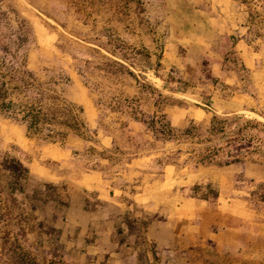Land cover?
Here are the masks:
<instances>
[{
	"label": "crops",
	"instance_id": "crops-1",
	"mask_svg": "<svg viewBox=\"0 0 264 264\" xmlns=\"http://www.w3.org/2000/svg\"><path fill=\"white\" fill-rule=\"evenodd\" d=\"M150 3L149 13L157 26L146 42L155 68L148 77L156 90L188 103L164 108L170 125L182 129L189 119L202 121L213 112L240 113L247 109L264 120V28L257 31L250 0ZM230 52L236 64L228 61ZM66 73V101L76 108L85 125L79 133L68 131L62 142L37 144L26 135V125L0 116L1 141L30 154L25 163L30 176L66 184L60 223L56 225L60 239L70 236L66 247L72 252L86 248L84 261L96 264H264L259 239L264 222L247 231L232 223L226 211L181 189L202 178L217 184L218 196H230L235 193L232 174L227 173L231 164L199 165L186 173L164 165L156 179L153 172L142 169L150 159L149 150L126 151L119 162L108 160L104 154L118 144L122 125L143 128L133 119L131 108L127 111V105L124 110L112 107L116 97L96 104L73 64ZM168 78H180L188 91H170L167 85H176V81L168 82ZM201 91L210 95V105L202 102ZM106 106L109 112L102 115ZM43 159L55 164L48 166ZM105 168H111L110 176H106ZM245 169L249 177L262 179L254 174L260 170L253 163ZM133 205L138 209L131 215L146 222L142 244L134 238L120 240L116 235L118 227L126 230L121 219Z\"/></svg>",
	"mask_w": 264,
	"mask_h": 264
},
{
	"label": "rangeland",
	"instance_id": "rangeland-1",
	"mask_svg": "<svg viewBox=\"0 0 264 264\" xmlns=\"http://www.w3.org/2000/svg\"><path fill=\"white\" fill-rule=\"evenodd\" d=\"M151 1L0 0V74L7 80V97L12 102L9 108L0 109V116L29 125L30 138L37 144L62 142L64 133L71 130L79 133L80 129L74 124V118L79 119L78 112L66 101L63 91V84L68 82L66 70L71 64L96 104L116 97L112 107L124 110L127 105L129 111L131 105L123 98L136 94V79L152 85L148 77H152V70L143 67L141 56L147 49L150 32L157 26L149 13ZM250 2L252 19L258 31L264 28V0ZM106 48L126 54L133 64L138 65L134 68L123 62L136 79L126 69H116V65L108 64L106 57H116ZM147 97L140 100V109L143 111L154 109L152 99ZM27 109H33V114L39 110L35 124L33 116H24ZM108 110L107 106L104 107L102 115L108 114ZM248 110L237 114L264 122ZM100 121L105 124L103 117ZM125 130L119 141L125 148L131 144L149 148L148 141L155 143L157 148L149 150L150 159L142 168L153 172L152 177L158 179L161 176L164 170L162 163L167 155L171 156L170 161L178 164L167 165L182 169L185 173L195 171L191 168L192 163H187L188 151L191 150L187 142H181L183 140L180 139V142L168 140L162 143L150 132L143 134ZM177 150L180 153L177 154ZM3 155L14 157L24 164L30 156L15 144L5 146L0 139V156ZM48 161L43 159L42 163L54 165ZM249 163L259 168L260 171L254 174L262 179L248 176L250 172L245 166ZM227 168V173L232 174V189L235 193L219 196L221 201L218 206L219 209L229 208L230 212L227 213L231 222L242 225L248 231L256 223L264 222L258 221L259 216L264 220V211L260 209L255 215L252 202H239L236 198L243 195L244 190L256 188L258 183L264 185V163L245 160ZM110 169L105 168L106 176H110ZM8 179V170L0 163V264H96L84 261L83 252L86 248L78 247L72 252L71 247L65 246L70 240L69 235L60 239V229L56 225L60 223L59 211L64 204L67 187L65 183L44 181L29 174L24 191L11 192ZM200 181L211 180L200 178L195 182ZM211 182L218 193L217 184ZM191 186L186 184L181 189L193 196ZM131 207L121 221L127 215L136 220L134 227L131 231L125 225L126 230L118 227L116 235L120 240L134 238L142 244L146 222L133 217L130 212L138 207ZM259 239L264 250V232ZM142 254L140 252V257ZM138 264H144V261Z\"/></svg>",
	"mask_w": 264,
	"mask_h": 264
},
{
	"label": "trees",
	"instance_id": "trees-1",
	"mask_svg": "<svg viewBox=\"0 0 264 264\" xmlns=\"http://www.w3.org/2000/svg\"><path fill=\"white\" fill-rule=\"evenodd\" d=\"M107 51L116 57L112 59L106 57L108 64L116 65V69L124 68L127 73L135 78L134 73L131 72L123 62L128 63L132 67H138V65L133 64L134 62L122 52H117L114 48H106ZM142 60L144 62V68H153V64L150 61V55L146 49L141 53ZM228 61L233 64L237 63V60L232 56L230 52L228 54ZM132 63V64H131ZM134 65V66H133ZM158 63H156V66ZM155 70V68H153ZM143 70V69H141ZM168 82L176 81V85L168 84L167 87L170 91H180L187 92L188 88L186 83L180 78L167 79ZM212 82H216L215 78H211ZM137 90L136 94L131 97H124L123 100L131 105V114L135 121H137L143 128V130H134L132 127H126L122 125L123 129L129 132H141L143 134L151 133L155 139L161 140L165 143L168 140H177L180 142H187L191 145V150L189 152L187 163H192L191 168L195 170L199 165L207 166L214 165L217 167H222L237 162H242L248 160L250 162L264 163V122L257 120L255 118H244L237 113H215L213 112L207 120H202L195 122L192 119L188 120L187 125L182 129H175L170 125L164 108L172 105L187 106L188 103L182 98L176 97L169 93H163L156 90L151 84L145 82H139L136 79ZM7 80L3 78L0 74V109H7L11 106L12 102L7 97ZM148 96V97H147ZM151 98L153 102L154 109L151 111H143L140 109V100L145 98ZM200 97L203 103L210 105V95L204 91L200 92ZM195 105H197L195 103ZM117 108V107H116ZM120 110V107H118ZM33 109L26 111L24 116H33L34 124L38 119L39 110L33 114ZM21 120H24L21 118ZM74 124L77 129L85 128L84 123L78 118H74ZM69 127V125L67 124ZM125 130V131H126ZM73 131V130H71ZM67 133V132H66ZM64 133V135H66ZM26 135L31 137L29 133V125L26 126ZM120 141V138H119ZM120 142L114 145L110 150L109 154H104L105 157L114 162H119L124 158V153L137 152L142 150H152L157 148L154 142H147L149 148L133 146L132 144L128 147L120 148ZM177 154L180 150H177ZM170 155H167L164 159V165L173 164L178 165L175 162L169 160ZM157 161L160 158H156ZM162 161V160H161ZM0 163L3 167L8 170L9 179L8 187L11 192H23L24 184L29 175L28 167L21 161L15 159L14 157L3 155L0 156ZM48 163L55 164L54 161H48ZM181 166H184L183 164ZM192 195L196 198L205 200L211 206L219 208L220 198L218 193L211 181H200L195 182L190 187ZM237 201H247L252 202L254 206L253 213L258 214V210L264 211V185L258 183L254 189H246L243 191V195L236 198ZM229 206L230 204L227 203ZM226 212H230L229 208L222 209ZM253 217V215H252ZM258 217V216H257ZM136 220L130 219L127 215L124 216L123 223L128 228L129 231L132 230L133 223ZM258 221H264L262 217H258ZM239 226H242L238 224ZM59 232V230H56ZM119 232V228L117 229ZM50 264V263H48Z\"/></svg>",
	"mask_w": 264,
	"mask_h": 264
}]
</instances>
